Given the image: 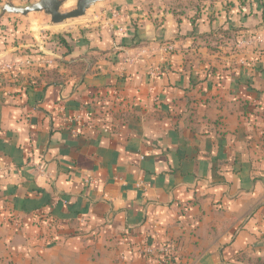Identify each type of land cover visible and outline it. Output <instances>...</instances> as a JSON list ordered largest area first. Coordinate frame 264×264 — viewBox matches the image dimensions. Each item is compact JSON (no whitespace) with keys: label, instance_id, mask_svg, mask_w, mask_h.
<instances>
[{"label":"crops","instance_id":"crops-1","mask_svg":"<svg viewBox=\"0 0 264 264\" xmlns=\"http://www.w3.org/2000/svg\"><path fill=\"white\" fill-rule=\"evenodd\" d=\"M87 21H0V264H264V0Z\"/></svg>","mask_w":264,"mask_h":264},{"label":"water","instance_id":"water-1","mask_svg":"<svg viewBox=\"0 0 264 264\" xmlns=\"http://www.w3.org/2000/svg\"><path fill=\"white\" fill-rule=\"evenodd\" d=\"M116 0H35L27 5H20L14 2H6L0 6V21L17 16L30 19L31 14H42L50 18L52 26L64 25L68 21L88 18L98 7ZM75 3V7L66 11L65 9Z\"/></svg>","mask_w":264,"mask_h":264},{"label":"rangeland","instance_id":"rangeland-1","mask_svg":"<svg viewBox=\"0 0 264 264\" xmlns=\"http://www.w3.org/2000/svg\"><path fill=\"white\" fill-rule=\"evenodd\" d=\"M35 0H0V6L6 2H14L16 4L20 5H27ZM75 7V3L69 5L65 10H71ZM30 19L26 20V18H20L17 16H10L8 18L10 20V23L13 24V28L17 31V42H26V34L28 35L29 31L34 33L35 36L38 34L41 35V33L45 36V39H55L60 34H66L69 33V31H72L74 29H77L80 26H84L86 23H88L86 18H79L74 19L71 21H68L66 24L63 25V27H57L52 26L50 23V18L42 15V14H31ZM7 19V18H6ZM7 20H4L1 23L6 22ZM28 23V24H26ZM7 24H4L6 26ZM264 263V262H263Z\"/></svg>","mask_w":264,"mask_h":264},{"label":"built area","instance_id":"built-area-1","mask_svg":"<svg viewBox=\"0 0 264 264\" xmlns=\"http://www.w3.org/2000/svg\"><path fill=\"white\" fill-rule=\"evenodd\" d=\"M120 31H123V29H119ZM18 64H10V65H3L2 67H0L1 71L4 72V73H12V74H15L13 71H15V67L17 66ZM14 76V75H13ZM90 117V114L86 115V118ZM83 120V116H78V117H75V118H70V119H66L67 122H70L72 124H74L73 126V129H72V133L74 135L77 134V129H76V125L77 123H80L81 121ZM7 169V168H5ZM162 252L164 253V264H171L172 262V257H173V254H174V250L172 247L166 245L163 247L162 249Z\"/></svg>","mask_w":264,"mask_h":264},{"label":"trees","instance_id":"trees-1","mask_svg":"<svg viewBox=\"0 0 264 264\" xmlns=\"http://www.w3.org/2000/svg\"><path fill=\"white\" fill-rule=\"evenodd\" d=\"M57 40L59 41V43L61 45L68 47V44L66 43V41H65V39H64V37L62 35H59Z\"/></svg>","mask_w":264,"mask_h":264}]
</instances>
